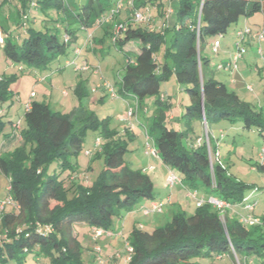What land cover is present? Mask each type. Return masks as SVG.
<instances>
[{"label":"trees","instance_id":"obj_1","mask_svg":"<svg viewBox=\"0 0 264 264\" xmlns=\"http://www.w3.org/2000/svg\"><path fill=\"white\" fill-rule=\"evenodd\" d=\"M117 1L72 0L77 18L68 24L65 0H1L5 24H0V50L7 68L49 74L61 73L66 67L72 73L87 74L84 81L99 75L108 61L96 58L94 63L84 58L87 41L97 39L106 46V50H99V56L114 55L113 51L121 56V68L112 81L99 75V83L109 82L116 99L136 102L142 119L134 126L146 128L159 161L177 175L181 189L204 196L199 197L204 203L194 206L190 215L177 209L162 227L147 231L134 226L126 239L133 249L128 264H264V215L255 214L260 190L234 178L219 153L220 141L227 137L224 130L236 127L264 138V117L254 104L218 79L221 71L217 66L226 58L219 60L220 54L212 52L219 36L224 39L231 26L254 12L262 15L264 32V0H176L167 19L162 0H132L131 6L119 9ZM149 3L161 18L158 31L129 23L136 11L147 8L150 13ZM121 12L129 16L128 21L119 20ZM101 16L111 21L99 24ZM81 35L83 46L78 45ZM71 45L73 59L67 57ZM207 51L214 57L205 54ZM82 63L88 71H81ZM14 78L0 75V137L3 142L12 135L16 138L5 149L0 143V176L8 181L7 196L13 205L9 212L4 208L0 211V230L4 232L0 264H84L80 228L114 233V217L121 218L123 210L154 199L151 178L124 160L128 146L136 139L134 128L119 131L111 125L110 117L98 118L81 103L87 93L80 85L73 89L79 104L70 112L28 101L13 121L9 113ZM171 79L187 100L176 107L165 88ZM101 91L102 99L109 95ZM149 98H154L152 105H148ZM171 110L177 111L175 121ZM176 121L182 128L167 125ZM200 123L202 136L196 133ZM8 125L10 130L5 133ZM207 130L210 153L205 142H195L204 138ZM88 132L96 138L90 148H84ZM230 143L234 145L235 139ZM79 156L88 158L81 170ZM99 160L103 168L90 182L84 171L93 170L92 164ZM250 168L264 171L258 158ZM208 197L226 202L231 209L220 215L207 203ZM246 216H252L257 224L245 225L241 218ZM21 224L23 228L18 227Z\"/></svg>","mask_w":264,"mask_h":264},{"label":"rangeland","instance_id":"obj_2","mask_svg":"<svg viewBox=\"0 0 264 264\" xmlns=\"http://www.w3.org/2000/svg\"><path fill=\"white\" fill-rule=\"evenodd\" d=\"M81 1V0H77ZM1 2V0H0ZM154 4L157 1H152ZM65 6L67 8L66 20L68 24L76 21L75 9L76 7L73 5L72 0H65ZM173 4V5H172ZM176 0L171 1V7L175 6ZM155 6V5H154ZM149 8L153 9V5L149 3ZM129 16L125 12H121L119 15L120 21H128ZM160 17L159 14L154 15L150 10V19L147 23L144 24H136L133 22H129L133 27L140 28H148L152 31H158V27L160 25ZM96 20V19H95ZM244 18H241L236 24L230 27L228 30L227 36L221 40L222 46L219 49V54L228 53L232 50L236 38V32L239 30H243L246 25H242ZM248 21V26L252 29V32L255 34L257 32L261 33V25H262V15L260 12H254V14L250 15L246 18ZM0 24H5V20L3 15L1 14L0 9ZM97 25V22L95 23ZM94 24V25H95ZM95 25V26H96ZM82 26V25H81ZM152 28V29H151ZM80 32H84L83 30ZM86 54L91 55L93 58H108L109 55L99 56V50L103 48V51L106 50V46H103L99 40H91L86 42ZM258 49V44L253 42L251 47H248L244 56L248 57L252 53H256ZM262 49L264 50V43L262 44ZM68 58L73 59L74 55L72 53L73 45L69 48ZM114 55L108 58L111 60V64L106 66V68H101L100 74L103 77H109L113 79L116 76L118 70L121 68V56L113 51ZM209 57H214L210 51H207ZM246 60H248L246 58ZM109 61V60H108ZM102 66V62H100ZM218 79L222 80L225 83H228L230 78L228 77V73L221 71L219 72ZM234 81L239 84L242 83V90H239L235 86H229V89L235 91L241 98L245 101L254 104L257 109H259L264 117V78H260L256 73L254 67L249 68L246 66L243 60H239L237 63V70L235 71ZM0 75L12 76L15 75L16 78L12 79L10 82V89L14 93L13 97V106L10 109L9 117L13 121L17 119L19 115L22 114L24 110V105L28 103V101L35 102H44L50 106V109L53 111H61L64 113L70 112L74 107H77L79 104L78 98L73 94V89L80 85L82 91L87 93L86 97L81 99V103L87 107L91 112H95L98 118L110 117L111 125H115L118 127L119 131H123L124 128L128 127L127 125L120 122V117L124 113L126 104L123 99H114L111 96L107 95L101 98V90H96L97 85L99 84L98 77L99 75H92L91 79L84 80V77L81 79L79 75L72 73L69 68L62 67L61 73L57 71H53L49 74L41 72V71H24L18 72L16 69L7 68L2 54L0 50ZM238 75H242L239 77ZM107 80V79H106ZM113 83V82H112ZM248 86H251L250 91L247 89ZM163 88V87H162ZM170 95V100L172 103L180 104L186 103L185 94L179 90L178 85L174 83L173 79L168 81L167 87ZM245 89V90H244ZM128 101V100H127ZM154 98L148 99V105H152ZM129 102V101H128ZM175 116H178L177 111L171 110ZM142 113L138 112L137 114V122L140 124L142 119ZM6 121L7 118L3 117ZM23 122L21 121V126ZM145 125V124H144ZM170 128L178 130L182 128V125L176 122H169L167 124ZM17 126V125H16ZM134 128V134L136 139L133 143L128 146L127 153L125 154L124 160L127 166L132 169H142L144 174H147L151 181L154 184V192L155 196L153 201L164 200V195L166 194V186L165 179L168 175V169L161 163L158 159H155L153 156L146 154V139L144 137V133L141 129L136 128V126H131ZM141 128L143 125L140 126ZM229 127L228 125L225 128ZM230 128L228 130H224L225 141H220V160L223 164L227 165L229 171L234 178H237L245 183L251 184L255 187H258L260 190L257 195L258 205L255 210V214L259 216L264 215V171L252 170L250 167L252 163L256 161L257 153L264 148V138L261 137L256 132H245L241 129ZM10 130V125L5 126L4 132L7 133ZM206 131V128H204ZM200 132L203 134V130L201 127V123L198 124V128L196 129V133ZM207 134L209 132L207 130ZM218 137V134L216 132ZM96 138L94 133L88 132L85 142L83 144L84 148H90L93 145V141ZM235 139V144L231 145L230 139ZM4 140L3 137H0V143ZM88 158L84 156H79L77 158V163L80 166V170L84 169L87 166ZM56 167L54 164L52 169ZM163 167L166 171L165 177L163 174ZM103 163L101 160L96 161L92 164V169L90 172L85 170L84 173L88 176L89 181L91 182L98 173L102 170ZM164 179V181H163ZM164 182V185L162 183ZM8 181L3 176H0V211L1 205L5 203L7 198V188ZM164 186V188H163ZM175 188L180 189L181 185L178 183L175 185ZM169 189V188H168ZM183 192L179 197V208L180 211L185 212V214L190 215L195 205V201L188 199L184 193V189H180ZM175 194V193H174ZM171 199V198H170ZM144 202V201H143ZM139 204L132 208L130 211H122L121 218L114 217L112 220V228L114 230V234L111 237V244L109 245V253L108 255L104 254L101 251V248L104 249L106 243L101 240H92V236L89 233V230L86 228L79 229V242L81 245L82 251V259L84 264H115L119 263L115 259H109L111 254H123L125 251L123 249L124 243L126 242L127 237L132 229V226H138L142 224L144 226V230H151L155 227H162L166 224L167 221L172 216V213L176 212L177 209L174 207L167 208L165 207L162 213H150L148 215H144L142 211L138 209ZM174 208V209H173ZM13 210L12 204H6L4 207L5 212H9ZM238 217L236 214H234ZM19 228H23L24 224L18 226ZM16 226L15 229L17 230ZM0 237H4V232L0 230ZM96 241V242H95ZM95 248H99L100 252L95 251ZM111 262H110V261ZM10 264V263H8ZM30 264V263H29Z\"/></svg>","mask_w":264,"mask_h":264},{"label":"built area","instance_id":"obj_3","mask_svg":"<svg viewBox=\"0 0 264 264\" xmlns=\"http://www.w3.org/2000/svg\"><path fill=\"white\" fill-rule=\"evenodd\" d=\"M117 2L118 3H117L116 8L119 9V8H122L123 6H131L132 0H118ZM162 2L164 5V17H165V19H167L172 13V8L170 7L171 0H162ZM149 19H150V13H149V10L147 8H145L143 11L134 12V15L132 16V20L136 24L147 23L149 21ZM110 21H111L110 18H107L105 16H101L98 23L99 24H107ZM161 26L163 27L164 23ZM120 28H121V26L116 29L117 34H118V31L120 30ZM67 39L68 38H65V41H67ZM88 39H90V35L88 36ZM247 39H251L252 41H254L258 44V49H257L256 53H257V56L261 62L262 71L264 72V51L262 49V44L264 43V32L261 31V33L258 32L257 34L256 33L254 34L246 26L244 27L243 30L241 29V30L236 32V38H235L233 50H232V52H230V54L228 53V57H227L226 61L218 64V66H217L218 70L228 72V73H232V72L237 70V63L244 56V54L246 52L243 43ZM114 40H115V38L113 39V41ZM220 41H221V37L219 36L217 38V40H215L213 42L212 52L215 54V56L219 55ZM0 43H1V40H0ZM75 53H76V55H78L79 50H76ZM88 69H89V67L86 64H84V63L81 64V71H88ZM97 73H98L97 71L94 72V74H97ZM98 89L99 90H102V89L105 90L109 94V96H111L114 99H116V97H117L113 87L110 85L109 82L104 81L103 83H99L96 87V90H98ZM247 89L250 91L251 86H248ZM125 104H126V108H125L124 113L120 117V122L131 127L132 125L134 126V124L138 123L137 122L138 121L137 120V114H138L137 104H136V102L129 103L127 101H125ZM28 108H29V105L27 104L25 106V109L27 110ZM202 122L205 126V118L204 117H203ZM141 130L143 131L144 137L146 139V145H145L146 152L145 153L148 155H151L155 159L159 160L153 139L148 135L146 128L142 127ZM220 138H222V136H220ZM195 142L197 145H200L203 142H205L206 146H207V151H208V153H210L207 132H205L204 138H198ZM95 144L98 145V140L95 142ZM257 158H258L259 163H261V165H264V148H261V150L259 151V153L257 155ZM178 183L181 185V181L179 180V178H177V175H175L171 171H168V175L165 179V186L169 189H172ZM8 189H9V187L7 188V190ZM187 197L189 199H191L192 201H195V205L197 207L201 206L204 203V199L199 198L197 193L194 191H188L187 190ZM206 201L214 209H216L220 215H224L226 210L231 209V206L229 204H227L226 202L221 201L215 197H208ZM244 201H246V199ZM6 204H12V200L9 196H7L5 203H3L1 205V209L4 208ZM170 204H171L170 198H167L165 200H157V201L154 200V201H150L147 206L141 207L140 211H142V213L144 215H148L151 212L159 214V213H162L163 209ZM249 209H251V208L249 207ZM241 221L245 225H248V226H252V225L257 224V220L254 219L252 216H246L244 218H241ZM103 236L111 237L112 233L105 232V231L97 229V228L92 229L93 240H97L98 238H101ZM123 249L125 251L123 254H117V255H115L114 258H112V260L115 259L117 262H119V263H115V264H128L129 263L131 255L133 253V249L128 244V242L124 243ZM95 251H97L99 253L100 249L95 248ZM109 259H111V257H109Z\"/></svg>","mask_w":264,"mask_h":264},{"label":"crops","instance_id":"obj_4","mask_svg":"<svg viewBox=\"0 0 264 264\" xmlns=\"http://www.w3.org/2000/svg\"><path fill=\"white\" fill-rule=\"evenodd\" d=\"M151 11H152V14H154V15H156L157 16V13H158V11L156 10V8H153V9H150ZM248 21L246 20V19H244L243 20V23H242V25H246L248 28H250L249 26H248V23H247ZM152 29V28H151ZM250 31L252 32V29L250 28ZM253 33V32H252ZM80 34V33H79ZM83 36L81 35L80 36V38L78 39V45H82L83 46ZM253 44V41H247V42H245V48H246V50H247V48L248 47H251V45ZM221 46H222V43H221ZM232 50H233V48H232ZM232 50H230L228 53L230 54V52H232ZM264 51V50H263ZM86 52V50L84 49V53L82 54V55H84V58H87V60L89 61V62H96L97 60H96V58H93V57H91V55H88V54H86L85 53ZM228 53H225V54H220V56H219V60H222V59H227V56H228ZM250 54H252V55H250L249 56V58L248 57H246L248 60H246V58H245V56H243L240 60H243L244 61V63H246V66L247 67H249V68H252V67H254L255 68V70H256V73H257V75L259 76V79L260 78H264V72L262 71V68H261V62H260V60H259V58H258V56H257V54L255 53H250ZM110 57H112V55H110L108 58H110ZM109 61H107V63H106V65L103 67V68H106V66H108V65H110L111 64V60L110 59H108ZM229 76V78H230V80L228 81V84H229V86H235L236 88H238L239 90H242V83L241 84H239L238 82H236V81H234V80H232V79H234V78H236L235 77V71L232 73V74H228ZM87 76V74H80L79 75V78H85ZM239 77H242V75H238ZM92 77V76H91ZM91 77H89V79H91ZM104 78H106L107 80H109L110 82L112 81V79H110L109 77H104ZM222 81V80H221ZM245 90V89H244ZM235 92V91H234ZM100 93H101V97L104 95L103 93H102V91H100ZM236 93V92H235ZM237 94V93H236ZM238 95V94H237ZM171 102V105L172 106H174V107H176L177 105L175 104H173L172 103V101H170ZM176 109V108H175ZM177 110H178V108H177ZM174 118L172 119V121H175V119H176V117H175V115L173 116ZM196 128H198V125L196 126ZM199 136L201 135V133L200 132H198L197 133ZM202 136V135H201ZM16 138H15V136L14 135H12L11 136V138L9 139V140H7V141H5V142H3L2 143V149H5L7 146H8V143H10V141H12V140H15ZM162 163V162H161ZM163 164V163H162ZM165 166V165H164ZM166 167V166H165ZM167 168V167H166ZM168 169V168H167ZM165 173H166V171L164 170V167H163V174H164V177H165ZM163 181H164V179H163ZM162 181V183H163V185H164V182ZM163 188H164V186H163ZM165 189V188H164ZM181 189V188H180ZM180 189H177V188H172V189H168V188H166V194L164 195V198L165 199H167V198H171L170 199V201H171V204L170 205H168V206H166L167 208H171V207H174V208H176V209H180L179 207V197H180V195H181V193L183 192L182 190H180ZM175 193V194H174ZM184 193H185V195H186V197H187V190H184ZM199 197H204L203 195H200ZM188 198V197H187ZM164 199V200H165ZM189 199V198H188ZM149 200H144V202L143 201H141L140 203H139V206H138V209L140 210V208L141 207H145V206H147L148 204H149ZM173 208V209H174ZM135 225H133L132 226V228L134 227ZM136 227H141L142 229H144V226L142 225V224H139L138 226H136ZM132 230V229H131ZM89 233L91 234V236H92V230L91 231H89ZM112 234H114V233H112ZM112 237V236H111ZM111 237H107V236H103V237H101V238H98L97 240L99 241V240H101V241H104L105 243H106V246H105V248L104 249H102L101 248V251H103V253L104 254H106V255H108V254H110L109 252V245L111 244ZM93 238V237H92ZM93 240V239H92ZM96 240V241H97ZM95 241V242H96ZM112 255V254H111ZM114 255V254H113Z\"/></svg>","mask_w":264,"mask_h":264}]
</instances>
